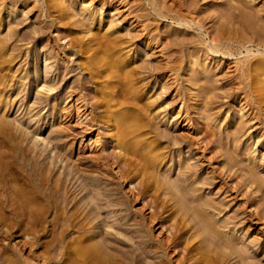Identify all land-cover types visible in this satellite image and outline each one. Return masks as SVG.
<instances>
[{"label":"rangeland","instance_id":"374dc122","mask_svg":"<svg viewBox=\"0 0 264 264\" xmlns=\"http://www.w3.org/2000/svg\"><path fill=\"white\" fill-rule=\"evenodd\" d=\"M167 1L168 4L165 3V6L168 7L172 1ZM205 1L207 0H204V2ZM138 2H142L143 6L145 5L148 7L147 9H149L152 14L148 15L147 10V12L144 11L146 16L144 14L140 16L138 14L140 12L136 10L138 7L136 4H138ZM201 2L196 6V9L204 13L208 6ZM262 2H264V0H262ZM262 2H260L259 5H261ZM62 4L63 7L61 8ZM215 5L218 7L217 3L214 4L213 7ZM64 8H69L70 10L67 12L72 16L65 13L63 15L62 11L64 12ZM73 13H76V15H73ZM153 15L154 12L148 0L131 1L128 5L125 1L121 2L120 0H0V264H141V262L147 264L151 263L150 261L152 260L164 258L162 252L156 249V245L157 240L168 237L170 233L169 229L167 232L165 226L163 227L161 225L162 222H158L161 220V217H163V215L159 217L161 211L153 216L152 221L147 220V218L144 219V214L148 213V215H151L154 209L152 205L145 204V200H140V198L136 200L133 197L128 201L127 205L123 203L122 206H112V204L111 206H107V204L104 205V209L99 216L106 219V224H102L101 227H96L95 224L98 222V219L94 218L96 220H93V223L89 224L88 227L86 226V231H76L77 229L75 228L76 230L66 232L64 238L61 239V227L66 223L67 215L71 214V212H76L75 214L82 213V209H80L78 205L85 202L87 203V200L89 202L90 198L88 196L86 197L87 199L84 198L85 196L82 198L84 195L83 193H75V196L83 202H78L76 207H72L73 202H71L69 206L72 208H68L70 212H67L69 210H63V213L59 211V217L53 202L54 199L52 196L48 195L50 192L49 190L55 189L54 185H58L59 187V183L62 181H64L63 184L65 185L68 177L72 178V184H76V186L84 178L88 181L92 180L95 184L98 182L97 184L102 188V191L111 193V197L113 196L112 199L114 198V201H112L113 203H115V201L127 200L125 195H127L131 186V183H123L117 178L119 167H116V164L113 165L110 163L108 167L105 166L102 169L96 166L88 167L84 164H79L78 160L80 158L83 159L84 155L89 156L93 146L92 148L84 146L85 149H79L81 145L80 137H77L75 142L72 143L74 141V139H72V133L75 127L84 125L79 117L81 115L83 117H85L84 115L93 116L95 113L92 112L91 109L85 107L83 102L77 100L81 92L78 93V90H73L75 84L78 81L88 79V77L90 78L92 75L101 76L102 74L104 77H101L99 80L100 83L99 81L96 82L97 84L92 81V83H88L91 89L95 88L101 90L106 81L108 83L111 79H117V76L113 78V75H110L111 71H105L107 74L103 73L104 71H102V73H100V71V74L97 73V71L101 69L104 70V68L101 67L102 62L100 64L101 66L98 64V68L89 65V62H91L90 60L93 61L92 58H94V56L92 53L94 54L95 47L97 46L94 48L92 47V49L88 44L83 45L82 43V45H80L79 42L83 40L87 42L94 33H97L101 37L99 39L105 40L110 39V37L111 39H123L120 44L122 50L120 49L119 52L116 53V57L119 58L120 56V58L124 60L121 59L120 64H126L124 66L128 67L127 70L134 69L140 72L137 74L139 78L136 81L138 83L131 85L134 86L133 88H137L138 86L135 90L138 91L139 89L140 92L138 91V93L144 98H142L141 95L139 96V94H137L138 96L136 95L137 97H132L137 98V100L138 97H140V106L141 102L145 103L144 107L146 105V110L151 104L155 107H151V105V109H148V111H146L147 113L145 109L143 110L141 108L142 106L140 108L137 106V108L134 109L142 113L143 117L146 119L145 121L151 122L150 124L152 125L154 124L156 130L159 128V130H157L159 132H153V134L151 133L149 135L150 140L148 141L160 139L161 134L166 133V127L173 129V135L175 136L187 137L189 139L194 138L192 140L196 144L194 143L192 146H187L184 143L180 146L167 144L169 147L166 146V150L164 146L166 143H164L163 146L165 147V151L170 157L166 159V161L164 160L167 164L164 165L166 168H163L162 173H164V171L168 173L167 170L173 166L174 161L171 159L173 156L177 158L179 155H186L188 158L195 157L198 159V163L201 162L200 178L205 177V179H208V177H210L211 180H214V184L211 183L210 185L206 184L204 186L205 192H203L202 195L205 197L209 196L217 201L226 200L225 203L227 204L225 205L227 211L222 212L220 216L226 219V217L229 218L237 213H241V218L246 215L244 214L246 211H253L255 206H257L256 204L258 203L255 202L254 199L247 203L246 201L244 202V200H246L245 195L243 192L238 193L236 191L238 188L235 184L236 182H233V179L234 176L237 175L238 180L237 178L236 180L238 182L240 180L243 182V180L249 176L248 172H246L247 166L245 165L250 164L249 162L252 160H255V165L256 167L258 166L255 175H258L260 180H263L262 177H264V102L259 104L258 107L249 105L248 100L254 95V91L252 92L244 88V84H252L254 79H256L254 88L256 85L263 86L264 81H262V79L258 81L257 78H260L262 75L261 78L264 79V74L262 72L259 73L257 70L256 72L254 69L256 65L254 64L253 68L248 67L244 74H241L236 70V62L239 59L245 60L247 57L253 58L254 55L258 56L255 58H264V45L260 43L248 44L247 48L243 47L235 52L234 56L229 57L222 53L208 54V48L203 49V45H200L199 42L196 41V34H201L208 43L209 37L207 38L206 35L194 28L188 32L184 24H180L172 19H157ZM144 20L146 21L145 23L148 24L147 27L140 24V22ZM175 35L178 37L176 38ZM241 35L244 37H252L253 33L249 30L247 35L245 33H241ZM181 38L186 39V41H190L191 39L195 41L190 45L184 46L179 42ZM167 41L168 45H165ZM174 42L175 45L173 44ZM79 45L82 47L79 48ZM90 55H92V57ZM102 56L105 57L106 54L102 53ZM195 61L204 68L205 66H209L210 69H213V76H210L217 81H212V89L198 88L196 84L198 79L195 76L200 72L195 69ZM201 63L203 64L201 65ZM170 65L176 66L175 69L170 70L168 68ZM257 67L258 66L255 68ZM205 72L201 74L204 75L207 73ZM215 72L217 75L214 77ZM226 75H228V77ZM108 76L112 78L110 79ZM238 81L244 82L239 85L241 89H236ZM43 85L45 88L42 87ZM46 87H52L53 89L47 91ZM214 87L216 89H214ZM63 89L66 91V96L72 91L73 94L70 97V101H68L67 97L64 95L63 99L59 101V107L73 108L75 116L73 119H66L65 115L59 117V113L54 109L59 93H61ZM216 92L217 94L220 92V102H216L214 104L215 106L213 105L215 108L212 107L213 109L211 108V110L208 111L209 105L207 103L211 100L210 97L213 96L212 94ZM131 95L132 94H129L126 97H130ZM110 98H112V96ZM41 100L44 101L40 104ZM85 103H88V100ZM205 104L208 105V108L204 107L206 106ZM134 109H131V112L136 114L137 112ZM208 113L212 114L210 115ZM259 113L261 114L260 116ZM83 117L81 118L83 119ZM244 121L246 122V124H243L246 126V132H237V135L234 134L237 131L236 128L239 126V124L235 122L240 123ZM202 125L214 129V134L211 136L214 143L209 145L211 147L207 146L206 142H201V139L199 141V137H201L203 133H201V131H203ZM212 129L209 130L212 131ZM234 129L236 131H234ZM97 134L98 138L105 135V133L101 131V128H99V125L92 132V135L88 134V136L85 137L84 145L89 144L91 137L95 140ZM230 134L236 135V137H234V135L232 136L234 139H238L234 140ZM38 138H44V140H39ZM105 138L103 137L102 140L106 141L107 136ZM226 140L228 144L233 141L231 142L230 149L227 148ZM234 146L236 149H234ZM224 147L226 150L228 149L229 152H239L240 154V163L238 162L235 167L228 170L229 174L230 172H232V174L235 173L233 177L218 174V172L223 173V171H225L223 169L226 158L222 156L223 152L226 151ZM255 148L257 150H255ZM222 149H224V151ZM24 151H27V155H24ZM221 153L222 155H220ZM243 154L245 155L243 156ZM22 155H24L25 158L29 156V161ZM210 157L213 159H210ZM34 160L36 163H34ZM37 162H39L40 167L42 163H44L42 165L44 166V171H41ZM26 163L29 165L31 164V167L37 165V167L34 166L35 171L33 170L34 167L32 170L28 168L29 165ZM244 167L246 171H244ZM45 168L47 169L45 170ZM242 168L243 171L240 170ZM28 169L31 171L28 172ZM39 169L40 171H38ZM235 171H237L238 174ZM69 172L71 174H68ZM170 173L175 177L179 175V169L177 168L174 171L171 170ZM176 173L178 174L176 175ZM217 174L219 177H217ZM221 175L225 176V181L220 178ZM240 176L242 178H240ZM249 183L251 185L249 187L244 184L241 185V188L244 186L242 190L248 187L247 194L252 193L251 196H253V198L255 197L257 200L259 198V205H261V203H264V196H261L264 195V185L258 187L254 182L251 183L250 181ZM96 185L95 187H97ZM58 187H56V189ZM101 188H99L100 191ZM153 192L154 190L152 193ZM163 192L164 191H160L156 194L158 195L160 193L158 196L161 200L165 199L167 196L166 192ZM251 201L254 203H251ZM175 208L176 207H174V209ZM173 210L167 208L171 216H175ZM243 210H245L244 213ZM174 216L173 219L171 217V220L169 219L170 221L168 222L174 221ZM243 220L240 221V224L237 223L238 225L235 226V232L238 231L236 237L237 239L240 237L238 240L243 239L245 241L244 243H247L246 245L253 251L257 249L256 260H259V262L257 260L258 264H264V218L262 219L260 215L256 217L254 215L250 220ZM23 225H25V227ZM120 225L122 228L118 227ZM152 226L155 227L153 228ZM133 228L143 235L150 234L149 236L151 238L147 242V252L143 257L140 255L142 254L140 251L131 249V235H129V233H131L130 231ZM99 231H101L100 233H106L105 235L110 242L107 240V243H103V238L101 239L103 234H100ZM84 235L94 236L88 240L85 239ZM244 235H246L245 238ZM129 237L130 239H128ZM116 240H118V242L120 241V243L115 242ZM82 245H85V249ZM89 245L92 247L90 248ZM110 247L113 249H108ZM83 251L86 252L84 253ZM117 252H119L120 255ZM196 253L195 251L190 254V256L196 258V256H199ZM141 259L142 261L140 262ZM228 264H239V262L237 258H233Z\"/></svg>","mask_w":264,"mask_h":264},{"label":"bare ground","instance_id":"6f19581e","mask_svg":"<svg viewBox=\"0 0 264 264\" xmlns=\"http://www.w3.org/2000/svg\"><path fill=\"white\" fill-rule=\"evenodd\" d=\"M120 1L121 2L125 1V3L127 5L131 1L136 2V0H120ZM171 1H172L171 4L168 5V7H167V6H165V3L168 2L167 0H161V1L160 0L159 1L158 0H148V3L151 4L152 10L154 12L153 16H155L157 19H159V18L168 19L169 18V19H172L173 21H176L180 24H184L185 29L187 28L186 30L188 32H190V30L192 28L199 30L202 34L206 35L207 38L209 37V43H208V41L201 34H199V33L196 34V36H197L196 41L199 42L200 45L201 44L203 45V47H202L203 49L208 48L207 49L208 54H210V53H212V54L222 53V54L227 55L229 57V56H234L235 52L239 51L241 48H243V47L247 48L248 44L260 43V44L264 45V2H262V0H207L205 2H204V0H171ZM201 1H203V2H201ZM200 2L204 3V5L208 6V8L206 9V11L204 13H202L201 11L196 9V6H198V4ZM260 2H262L261 5H259ZM58 3H60V2H58ZM216 3L218 4V7H216V5L213 7V5ZM56 5H58V4H56ZM136 5H138L136 10L138 12H140V13H138L140 16L145 13L144 11L147 12V10H148V15L152 14V12L149 11V9H147L148 7H146L145 5L143 6L142 2H138V4H136ZM62 7H63V4H62L61 8ZM64 9H63L64 12L62 11L63 15H64V13L67 15L70 14L69 12H67L70 10L69 8H67V9L64 8ZM73 15H76V13H73ZM101 18H103V17H101ZM153 19H154V17H153ZM86 20H88V19H86ZM145 22L146 21L144 20V21L140 22V24L147 27L148 24ZM88 25H91V24H88ZM88 25H86V26H88ZM177 27H179V26H177ZM93 29H95V28H93ZM143 29H144V27H143ZM185 29H184V31H185ZM249 30L253 33L252 37H246V36L244 37L243 36L244 34L241 35V33H245L247 35V32ZM102 36H103V34H102ZM175 37H176V35H175ZM99 38H101V37L97 33H94L93 36L90 39H88L87 42H84V40L83 41L80 40L81 42H79V43H80V45H82V43H83V45L88 44V46L90 48H92V47L94 48L95 46H97V47H95L94 54L92 53V55L94 56V58H92L93 61L90 60L91 62H89V65L90 66L92 65L93 67H95V66L97 67L98 64L100 65L102 62V64H101L102 66L101 65L100 66L102 68H104V70L101 69V70L97 71V73H99L100 71H101L100 73H102V71H104L103 73H105V71H109V72L111 71L110 75L111 76L113 75V78H116L115 76H117V79L112 80L111 79L112 77H109L110 76L109 75L108 77L112 81L108 79L109 80L108 83L106 81L105 85L103 86V88L101 90H98L95 88L91 89L90 86L88 85V83H90L91 81L94 83L98 82L101 79V77H104V76H102V74H101V76L100 75H92L90 78L88 77V79L78 81L75 84L76 89L74 88L73 90H78V93L81 92V94L78 96L77 100H80V102H83L85 107H87L88 109H91L92 112H95V113L93 116L84 115L85 117H83L81 115L79 117L81 119L82 124H84V125H82L81 127H79V126L75 127V129L72 133L73 134L72 139H74V141L72 143L75 142V139L77 137H80L79 139H81V141H80L81 145H80L79 149H81V148L85 149L86 146L92 148V146H93L89 156L84 155L83 159L80 158L78 160L79 164H84L88 167L89 166L90 167L96 166L97 168L99 167L101 169L105 166L108 167L110 165V163H112L113 165L116 164V167H119L118 172H117L118 173L117 178L119 180H121L123 183L124 182L131 183V186L129 188L127 195H125L127 197L126 198L127 200L115 201V203H113L112 201H114L113 200L114 198L112 199L113 196L111 197V193H109V192L106 193V191H102V188L99 187L97 184L98 182L96 183L97 184L96 185L95 182L92 180L88 181L84 178L76 186V184H72V180H71L72 178L68 177V179H66L68 183L66 182L65 185L63 184L64 181H62L60 183L58 182L59 187H58V185L57 186L54 185L55 189L52 187L53 189L49 190L50 192L48 193V195L52 196L54 199L53 202L55 204V208L57 210L58 216L60 215L59 211L62 212L63 210H65V211L69 210L67 212L68 213L70 212V209H68V208L71 207V206H69L71 202H73L72 207L73 206L76 207L78 205V202H80V203L83 202V201H80L75 196V193H83L84 195L82 196V198L84 196H85L84 198H86L87 196L90 198L89 202L87 200V203L85 201H84L85 203H81V204L79 203L80 205H78V207L80 209H82V213L80 212L79 214H75L76 212L75 213L71 212V214L67 215L66 223L63 224L61 227V234H60L61 239L64 238L66 232H68L70 230H76L77 229L76 231H78V230L79 231L80 230L86 231L88 225L92 224L93 223L92 221L93 220L95 221L96 219H98V222H96L95 226L101 227L102 224L107 223L106 219H103L99 216L100 213L102 212V210L104 209V205L107 204V206L108 205L111 206V204H112V206H122L123 203L127 205L128 201L134 197L136 200L138 198H140V200L144 199L145 204H147V205L150 204L153 206V209H154L153 212L154 213L152 211H151L152 212L151 215H148V213H145L144 219L147 218V220L152 221L153 216L158 214L157 212L161 211L159 214V217H161V215H163V217H161V220L159 219L160 221H158V222L159 223L162 222L161 225L163 227L165 226V228H166L165 230H167V232H168V229L170 232L169 235L166 233L168 235V237H164L161 240H157L156 249L162 252L164 258L160 259V260H152V261H150L151 263H147V264H164V263H168V264H228L229 261L233 258H237V261L239 262V264H258L259 260L257 259L258 262L256 260L257 249H254V251H253L252 249H250V247H248V245H246L247 243H244L245 241L243 239L238 240L240 238L239 237L237 239V237H236V235H238V233H237L238 231L235 232V226L238 225L237 223L240 224V221L243 219L244 220H250V219H252V216H254V215H255V217L257 215H260L262 219L264 218V203H261V205H259L260 204L259 198L257 200V198L255 199V197L253 198V196H251L252 193L247 194V191H248L247 189L249 186H251L249 183L250 181H251V183L254 182L258 187L259 186L262 187L264 185V177H262L263 180L262 179L260 180L259 176L257 175L258 176V178H257V176L255 175L257 173L256 168L258 167V166L256 167V165H255V163H256V162H254L255 160L251 159L252 161L249 162L250 164L245 165V163H244V165L247 166L246 167L247 171L245 170V167H244V171L248 172L249 176L247 178H245L247 176V174H246V176L244 177L245 179L244 178H243L244 180L242 179L243 182L241 180L238 182L237 181L238 177H237V175H235V173H233V174H232V172H230V174L228 173L229 172L228 170H230V168L232 169V167H235V165L238 162L240 163V161H241L240 160L241 158H239V156H240L239 152H229L228 151V149L231 148L230 147L231 142H233V141L230 140L231 142H230V144H228V142L226 140L228 149L226 150L225 147H224V149L227 152L224 151V149H222L224 151L223 155H222V153L220 154L226 158L225 166L223 165L224 166L223 170H225V171H223V173L218 172V174L219 175L224 174V175H227L230 177L231 176L233 177L235 175L233 182H236L235 184L238 188V189H236V188L235 189L238 193L243 192V194L245 195V199H246V200H244V202L246 201V203H247L248 201L254 199V201L258 203V204H256L257 206H255L253 211L249 210V211L245 212V210H243V213L245 212L244 214H246L243 217H241L243 219L240 218L241 213H237V212H236L237 213L236 215H234L232 217L228 216L229 218L226 217V219H225V217H222L220 215L222 212L227 211V209H226L227 207L225 205V204H227V203H225L226 200L224 201V199H223L222 201H217L214 198H211L209 196L205 197L204 195H202L203 192H205L204 186L206 184L207 185L208 184L210 185L211 183L214 184V182H213L214 180L213 179L211 180L210 177H208V179L207 178L205 179V177L200 178L201 177V175H200V170H201L200 169V163L201 162L198 163V159H196L195 157H191L192 158L191 159V158H188L186 155L185 156L179 155L178 158L176 156H173V157H171V159L174 161V164L170 169L174 171L175 169L178 168L179 169V175H177L178 173H176L177 176L174 177V175H171L170 169L167 170L169 174L166 171H164L165 174L162 173L163 168H166V167H164V165L167 164L164 162V160L166 161V159H168L170 157V155H167V152L165 151V147L166 146L169 147L168 145H171V144L173 146H175V145L180 146L183 143L187 146H192L195 143L192 140L194 138L189 139L187 137L175 136V135H173L174 130L166 127L165 128L166 133H162L160 139H158V140L154 139V140L148 141V140H150L149 135L151 133L153 134V132H159V131H157V130H159V128L156 130L154 124H153L154 125V127H153V125L150 124L151 122L149 123V122L145 121L146 119L143 117L141 112L139 113V111L134 109V108H137V106H138V108H140L142 106L141 108L143 110L146 108V105L144 107L145 103H143V102H141V106H140V100H139L140 97H138V100H137V98L132 97V96L137 97L138 96L137 94H139V96L141 95L140 93H138L139 89L137 91V90H135L136 87L133 88L134 86H132L133 84L138 83L136 81L139 78L137 76V74L140 72H138L137 70H134L133 68H132L133 70H131V69L127 70L128 67L124 66L126 64H120V61L122 58H120V56H119V58L116 57L117 56L116 53H118L119 50L121 49L120 44L122 42L121 40H123V39H119V38L118 39H113V38L111 39V37H110V39L104 40V39H99ZM181 39L179 40V42L182 43V45H184V46L190 45L191 43H193L195 41L194 39H191L190 41L189 40L186 41V39H182V40ZM163 43H166V42H163ZM173 44L175 45V42ZM80 45H79V48L82 47V46L80 47ZM165 45H168V41ZM168 47H170V46H168ZM102 53H105L106 56L103 57ZM92 55H90V56L92 57ZM255 57H258V56L254 55L253 58L247 57V59H245V60L239 59L236 62V70H238L241 74H244V72L247 70L248 67L253 68L254 65H256L258 67L257 68H255L256 66L254 67L255 71L257 70V71H259V73L262 72L264 74V58H261V57L255 58ZM86 64H88V63H86ZM195 64H196V67L194 66L195 69L200 72L199 74H196V76H195L198 79L197 80L198 83L196 82L198 88L199 89L209 88V90L212 89L211 88V87H213L212 81H214V82L217 81V80L215 81V79L213 77H212L213 80L211 78V76H213L212 73H214L213 69H210L209 66H205V68H204V67L200 66V64L196 61H195ZM202 64L203 63H201V65ZM166 65H168V64H166ZM87 67H88V65H87ZM175 67L176 66H173V65L168 66V68L170 70L175 69ZM150 68H152V67H150ZM163 68H161V69H163ZM63 70H65V69H63ZM202 72L203 73L205 72L206 74L202 75L203 74ZM105 74H107V73H105ZM226 74H228V73H226ZM34 75H35V73H34ZM215 75H217L216 72L214 74V77H215ZM226 76L228 77V75H226ZM261 77H262V75L260 76V78H257L258 81H259V79H262V81H264V79ZM106 78H107V76H106ZM216 79H217V77H216ZM223 80H225V79H223ZM104 81H105V79H104ZM255 81H256V79H254L252 84L251 83L244 84L245 85L244 88L251 90L252 92L254 91V95L251 97V99L249 98L248 104L253 106V107H255V106L258 107L259 104L264 102V85L263 84H262L263 86H257L256 85V87L254 88V82ZM242 82L238 81L236 89H238V88L241 89V86H239V85ZM99 83H100V81H99ZM129 85H131V86H129ZM40 87H41V85H40ZM42 87L45 88L44 85ZM43 88H42V90H43ZM137 88H138V86H137ZM52 89H53L52 87H49V88H47V91L52 90ZM214 89H216V88L214 87ZM255 92H256V94H255ZM65 93H66V91H64V89L61 91V93H59V97L56 100L57 103L55 104L54 109L56 112L59 113V117H63L65 115L66 119L67 118L73 119L75 117L73 108H70V107H65V108L61 107L60 108L59 107V101H60V99H63L64 95L66 96ZM147 93H146V95H147ZM213 93H214V91H213ZM72 94H73V91L68 93V95L66 96L68 101L71 100L70 97ZM129 94H132V95L130 97H126ZM212 95L213 96L210 95L211 100L208 99L209 102L207 103L209 105V108H208L207 104H205L206 106H204V107L208 108V111L211 110V108L215 106L214 104L216 102H220V99H219L220 98V92L218 94L216 92L215 94H212ZM111 96H112V98H110ZM228 96H230V95H228ZM141 97H142V95H141ZM142 98H144V97H142ZM87 100H88V103H85ZM43 101L44 100H41L40 104L43 103ZM142 101H143V99H142ZM201 102H202V100H201ZM147 105H149V104H147ZM151 105H150L151 107H155V106H153V104H151ZM150 106H148V109H151ZM131 109L132 110L134 109L137 113L136 114L132 113ZM148 109L147 110L145 109V112L148 111ZM139 110H141V109H139ZM156 110H158V109H156ZM205 110H206V108H205ZM204 113H206V112H204ZM208 114L211 115L212 113H208ZM254 115H255V113H254ZM260 115L261 114L259 113V116ZM146 116H147V114H146ZM81 117H83V119ZM263 117H264V115H263ZM80 119H79V121H80ZM68 121H70V120H68ZM79 121H78V123H79ZM245 121L240 122V123L235 122V123H238L239 126L238 127L236 126L237 131L234 129V131H236V133H234V134L237 135V132L238 133H240V132L245 133L246 132V130H247L246 126L243 125V124H246ZM175 123H177V122H175ZM98 125H99V128H101V131L103 133H105V135H102L101 137L98 138L97 137L99 134L98 133L95 137V140L92 139V137H91L89 144L84 145L85 137L88 136V134L92 135V132L98 127ZM156 128H157V126H156ZM209 129L211 130L212 128L202 125L203 131H201V133L202 132L203 133H202L201 137H199V141L201 139V142H206L207 146L214 143V140L211 137L214 134V132H213L214 129H212V131H210ZM234 134H232V135H234ZM236 135H234V137H236ZM106 136H107V140L103 141L102 138L103 137L105 138ZM234 137H233V139H234ZM41 139L44 140V138H41ZM41 139H39V140H41ZM235 139H238V138H235ZM223 140H225V139H223ZM40 143H37V144H40ZM164 143H166V144L164 145ZM234 145H235V143H234ZM167 147H166V150H167ZM209 147H211V146H209ZM234 149H236V147ZM255 150H257V149L255 148ZM191 152H192V150H191ZM242 152H244V151H242ZM18 153H19V151H18ZM26 153H27V151H24V155H27ZM24 155H22V156H24ZM244 155L245 154H243V156ZM241 156H242V154H241ZM24 158H25V156H24ZM28 158H30V157L28 156ZM28 158H25V159L27 161H29ZM211 158L212 157H210V159ZM242 159H243V157H242ZM34 163H36L35 160H34ZM37 163L39 164V162H37ZM75 163H76V161H75ZM43 164L44 163H42V165ZM45 164H47V163H45ZM258 164H259V162H258ZM27 165H29V164H27ZM30 165H29V167L28 166H26V167L31 168V170L34 166L37 167V165H34L33 167H31ZM42 165L40 167V164H39V167L41 168V171H44V168H43L44 166H42ZM176 165H177V167H176ZM35 167L33 168V170L35 169ZM45 167H46V165H45ZM46 169L47 168H45V170ZM240 170L243 171V168ZM30 171L28 169V172H30ZM38 171H40V169ZM101 171H103V170H101ZM235 172L238 174L237 171H235ZM68 174H71V173L69 172ZM218 174H217V177H219ZM224 175H221L220 178L225 181L226 178ZM241 176H240V178L243 177V176L242 177ZM236 178H237V180H236ZM95 180H97V179H95ZM243 184L248 186L247 189L242 190V188L244 186L241 188V185H243ZM95 185L97 187H95ZM56 187H58V188L56 189ZM98 187L101 188V191ZM153 190L155 193L154 192L152 193ZM160 191L166 192L167 196L165 199H162V200L160 199V197L158 196L160 193L158 195H156ZM261 196L263 197L264 195H261ZM263 199H264V197H263ZM263 199H262V201H263ZM251 203H254V202L251 201ZM174 207H176L177 209L176 208L174 209ZM167 208H170V210L174 209L175 211L173 210V212L175 213V216L174 215L171 216V214L168 213ZM173 212H171V213H173ZM233 213H234V211H233ZM146 216H148V217H146ZM170 216L172 217V219L174 216L175 220L172 222H168L171 220ZM94 218H96V219H94ZM67 220H69V221H67ZM55 223H56V221H55ZM165 224H167V225H165ZM23 226L25 227V225H23ZM118 227H121V225ZM152 227L154 228L155 226H152ZM133 229L130 231L131 233H129V235H131V240H130L131 241V244H130L131 249L140 251L142 253L140 255H142V257H143V255L146 254V252H147L146 251L147 246H148L147 242L151 238L149 236L150 234L148 233L147 235H143V234L139 233L138 230L136 231L135 229L134 230ZM100 232L101 231H99V233ZM79 233H78V235H79ZM100 234H103V236L101 237V239L103 238L102 242L107 243L109 240H108L107 236L105 235L106 233H100ZM93 236L94 235H92V236L86 235L85 239L89 240V239L93 238ZM245 236L246 235H244V238H245ZM128 239H130V237ZM88 240H87V242H88ZM118 240H116L115 242H118ZM118 243H120V241ZM121 243H123V242H121ZM98 244H100V243H98ZM124 244H126V243H124ZM104 245H108V244H104ZM111 245H113V244H111ZM117 245H119V244H117ZM82 246L85 249V247H84L85 245H82ZM91 247L92 246H90V248ZM111 248L112 247H110L108 249H111ZM106 251H107V249H106ZM111 251H113V250H111ZM115 251H117V250H115ZM118 251H119V249H118ZM195 251L197 252L196 254H198L199 256L198 257L196 256V258H192L193 256L191 257L190 254L194 253ZM135 252H137V251H135ZM117 253L119 254V252H117ZM121 253H122V250H121ZM85 258H87V257H85ZM109 258H110V256H109ZM114 258H116V257H114ZM44 260H45V258H44ZM141 261H142V259L140 260V262ZM144 261H145V259H144ZM141 264H144V262H141Z\"/></svg>","mask_w":264,"mask_h":264}]
</instances>
